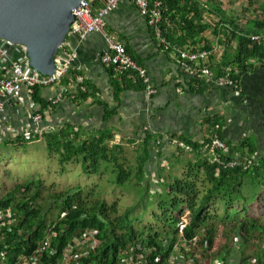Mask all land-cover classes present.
Returning <instances> with one entry per match:
<instances>
[{
  "label": "trees",
  "instance_id": "obj_1",
  "mask_svg": "<svg viewBox=\"0 0 264 264\" xmlns=\"http://www.w3.org/2000/svg\"><path fill=\"white\" fill-rule=\"evenodd\" d=\"M155 1L164 3L163 31L171 43H178L179 46L188 49L192 46L195 51H213L215 46L205 37L206 33L213 32L219 41L226 44L223 59L227 55L235 56L233 62L239 69L236 79L239 80L244 72L252 70L257 65L264 67V40L254 39V36L264 34V5L259 7L254 1L256 9L261 8L263 18L251 20L247 27L243 28L237 19L227 18L226 12L217 7L213 0H151L152 3ZM205 12L219 14L220 23L213 26L207 22ZM233 41L236 42L234 56ZM16 47L13 46L10 50L14 60H18L22 55L20 47ZM210 67L212 68L211 65ZM218 74H222V71ZM126 80L125 77L115 84L116 98H119L122 90L128 86ZM86 87L89 92V87L87 85ZM40 88H35L32 98L35 104L42 106V110L39 111L42 113L43 109L53 104L43 99ZM88 94L79 88L76 100L88 98ZM75 128V125L67 124L54 131L32 134L29 138L23 135L9 139L5 144L10 148L26 149L30 143L45 140L48 154L58 158L61 166L79 162L86 175H112L113 180L110 182L113 185L126 189L135 188L140 195L138 203H144L147 210L150 207L146 198L148 195L162 196L168 192V200L159 203L162 214H154L156 223H161L162 228L156 229L152 225L137 228L134 224L138 219L134 214V207L129 208L124 214H119L116 202L109 204L105 199L96 196L95 188L97 186L99 188V184L93 189L76 185L55 193L45 206L42 202L45 185L39 175H34V178L15 186L0 198V210L11 209L15 218L14 223L3 229L5 235L0 242V247L7 246L10 253L5 264H14L20 257L42 250L43 242L47 238H50L51 247L48 250L44 248L38 257L46 264L59 262L63 259L68 242L88 229L97 231L100 245L88 259L82 260L85 264H118L119 252L131 246H137L139 250L145 247L155 248L154 256L162 253L165 257L177 234L181 233L188 239L202 229L207 230L211 246H215L219 239L217 224L220 222L228 229L226 236L232 233L239 234L246 246L249 245V236L254 231L264 233L258 219L250 214L248 205L252 201L244 197L246 195L244 185L250 186L249 178L254 172V176L259 177L262 173L260 168L252 169L249 162L245 161L240 167L226 169L202 156L198 157L196 162L189 163L183 177L162 184V194L157 191V194L152 195L150 193L152 186L145 181V161L153 140L151 134L146 136L143 143L145 147L143 159H140L136 167H132L122 159L121 144L115 143L110 146V140L114 138L118 141V136L115 137L109 131H100L83 138V131L79 129L76 131ZM194 146L196 150L200 148L198 144ZM49 203L51 207L53 204L56 211V219L52 222L48 221V218L52 217ZM220 205L224 206L222 217ZM169 207H173V213H169ZM211 207L215 209L211 211ZM233 208L243 214L232 216L230 211ZM63 213L65 216H62ZM53 233L56 235L51 236ZM53 250L55 254L51 257L49 254ZM244 256L245 253L242 262L250 258ZM257 256L259 264H264V249H260Z\"/></svg>",
  "mask_w": 264,
  "mask_h": 264
},
{
  "label": "crops",
  "instance_id": "obj_2",
  "mask_svg": "<svg viewBox=\"0 0 264 264\" xmlns=\"http://www.w3.org/2000/svg\"><path fill=\"white\" fill-rule=\"evenodd\" d=\"M93 5L97 9L101 3L96 0ZM106 21L108 35L123 43L130 55L147 70L157 92L149 95L140 79L118 78L104 66L102 56L108 43L102 34H91L85 41L72 36L69 38L70 51L75 50L77 55L71 71L63 80V87L74 89L75 77L82 76L89 87V92L88 89L85 91L89 93L88 98L77 101L78 98L64 96L60 85L42 87L41 96L53 105L40 113L42 106L33 103V98L29 99L24 89L2 115L7 138L24 127L34 113H39L43 116L40 125L44 133L67 124L75 125V130H82L83 138L100 131L111 132L119 140L111 139L110 145L121 144L123 161L136 167L145 153L144 140L151 134L153 140L145 161V181L152 186L150 193L153 195L157 191L163 193L161 187L166 181L183 177L189 163L202 157L194 145L201 147L214 134H219L227 143L229 159L241 160L243 164L249 162L252 169L260 168L261 174L264 173L263 66L257 65L241 75L238 93L231 88L205 83L195 89L189 77L181 71L175 50L161 48L149 18L142 15L134 3H121ZM219 42L218 39L212 44L217 49L214 54H217L210 57L208 65L217 73L226 67L237 68L233 62L236 42L232 43L234 57L226 54L224 59L226 44ZM176 45L179 46L173 44ZM125 77L128 86L116 98L115 84ZM58 97L60 102L54 104ZM168 137H177L191 144L194 152L178 150ZM128 149L134 162L127 155ZM254 173V179L250 177L249 182L258 180Z\"/></svg>",
  "mask_w": 264,
  "mask_h": 264
},
{
  "label": "built area",
  "instance_id": "obj_3",
  "mask_svg": "<svg viewBox=\"0 0 264 264\" xmlns=\"http://www.w3.org/2000/svg\"><path fill=\"white\" fill-rule=\"evenodd\" d=\"M94 1L96 0H83L81 6L75 10L76 21L71 26L68 38L61 46L56 57V72L52 76H43L37 70L31 68L30 59L26 52L27 49L24 46L13 45L10 41L0 38V137L6 133V126H4L2 115L24 89L27 91L29 99L32 100L36 87L42 88L54 85L63 87V80L71 71L73 61L77 55L75 50L70 51L72 45L69 43V38L72 36L85 41L91 34H102L108 43L107 50L102 56L104 66L110 69L113 75L118 78L129 76L135 81L140 79L147 87L149 95L157 92L152 85L147 70L130 55L123 43L117 42L114 37L109 36L107 33V17L125 1L134 3L141 14L149 18L150 26L153 28L162 49L169 50L173 48L175 50L181 71L189 77L195 89H200L202 83H205L219 88H231L236 93L240 92V80L235 78L239 73L238 68L226 67L223 69L222 74H218L208 65L210 57L217 50L216 48L213 51H195L177 45L173 46L168 41L163 31L165 7L162 1L152 3L151 0H98L101 6L97 9L94 8ZM254 39L264 40V34L256 35ZM13 46L20 47L22 55L18 60H14L15 58L10 54ZM73 87L74 89L72 90L68 86L63 87V95L76 99L79 88L84 92L87 91L82 76L75 77ZM60 100L61 98L58 97L53 103L57 104ZM34 120L40 121V123H34ZM42 120L43 116L41 114L34 119L31 118L32 123L24 124V127H21L23 132L15 131L12 135L13 138L23 135L29 138L32 134L44 133V130L43 132L38 130V127H41ZM25 130L31 132L28 133ZM168 139L178 150L189 153L194 152L191 144L177 137H168ZM199 151L209 162L217 164L222 168L232 169L240 167L243 164L241 160L229 159L227 157L228 145L219 134H214L207 139L199 148ZM62 216H65V213ZM14 222L15 218L11 209L0 210V232L2 231L0 242L4 239L5 235L3 229ZM55 235V233L51 234V236ZM238 238H241V236L235 234L232 243L228 247L216 252L218 241L215 246H211L206 229L200 230L192 238L188 239L179 233L175 236V241L165 257L162 253L154 256L155 248L145 247L139 250L137 246H131L119 252L117 261L118 264H259L258 259L253 257L242 262L243 253L245 252L238 249L236 243ZM43 244L44 248L50 249V238H47ZM99 245L100 241L98 240L97 231L88 229L82 235L71 239L65 247L63 259L52 264H85L82 260L88 259ZM42 250H38L32 255L22 256L14 264H46L40 261L38 257V254ZM54 254L55 251L53 250L49 256L53 257ZM9 255L7 246L0 247V264H5L9 259ZM245 256H247L246 253Z\"/></svg>",
  "mask_w": 264,
  "mask_h": 264
},
{
  "label": "rangeland",
  "instance_id": "obj_4",
  "mask_svg": "<svg viewBox=\"0 0 264 264\" xmlns=\"http://www.w3.org/2000/svg\"><path fill=\"white\" fill-rule=\"evenodd\" d=\"M254 1L259 7L264 5V0H253V2L251 0H213L217 7L226 12L227 18L237 19L238 24L243 28H246L248 22L256 19V17L263 18L261 8L258 11L256 6H254ZM204 17L205 20L210 22L213 26L220 23L221 19L219 14H210L209 12H205ZM205 37L212 44L218 40L213 32L206 33ZM219 43L222 44V42ZM38 115L39 114L34 113L31 117L34 119ZM31 123V120L27 122V124ZM34 123H40V121L34 120ZM38 130L43 132V128L41 127H38ZM17 131L23 132L22 128ZM26 132L29 133L31 131ZM9 139L14 138L13 136L7 138L5 135L0 137V159H2L0 160V198L15 188V186L28 179L34 178V175H39L45 185L42 191V202H44L43 204L45 206L55 193L67 190L76 185H82L86 187V189H93L96 184H99V188L98 186L95 188L96 196L100 199H105L109 204L116 202L119 207V214H124L129 208L134 207V214L138 218L134 223L137 228L141 229L149 225L155 226L156 229L162 228L161 223H156L154 214H162L159 209V203L168 200V192L162 194V196L148 195L146 198L150 207L147 210L145 209L144 203H138L140 195H138L136 189L133 187L126 189L113 185L112 182H110L113 180L112 175H86L79 162L68 163L61 166L58 158L51 157L48 154L45 140L30 143L29 146L24 149L7 147L5 142ZM112 145L111 143L110 146ZM127 155L134 162L133 155L130 153L129 149L127 150ZM250 180L251 179H249V181ZM244 188L246 192L244 193L246 194L244 197L252 201V203L248 205L250 207V214L258 219L264 232V173L259 176L255 183L251 182L249 187L246 184ZM146 198L143 197L144 200H146ZM178 198L180 199V195H178ZM48 207L52 208L50 212L52 217L48 218V221L52 222L56 219V211L53 209V204L51 207V203H49ZM237 207L240 206L237 205ZM214 209L215 207L210 208L211 211ZM173 210V207H169V213H173ZM222 212H224V206L220 205V217H222ZM230 213L234 217L243 214L236 208L231 209ZM217 225L219 228V239L216 244V252H219L232 243L236 233L226 236L225 234L228 230L226 225L221 222ZM236 243L238 249L243 250L242 252H245L247 256L258 258L257 253L260 249H264V233H261L259 230L254 231L253 234L249 236V245L247 244V246L244 244L242 238H238Z\"/></svg>",
  "mask_w": 264,
  "mask_h": 264
},
{
  "label": "water",
  "instance_id": "obj_5",
  "mask_svg": "<svg viewBox=\"0 0 264 264\" xmlns=\"http://www.w3.org/2000/svg\"><path fill=\"white\" fill-rule=\"evenodd\" d=\"M83 0H0V38L24 46L30 66L43 76L56 72V57Z\"/></svg>",
  "mask_w": 264,
  "mask_h": 264
}]
</instances>
